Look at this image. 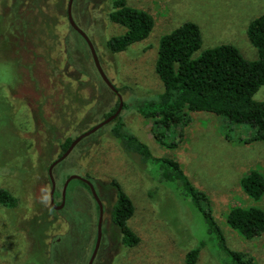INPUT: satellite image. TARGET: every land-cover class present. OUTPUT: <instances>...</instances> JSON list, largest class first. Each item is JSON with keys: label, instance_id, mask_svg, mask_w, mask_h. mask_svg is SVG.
<instances>
[{"label": "rangeland", "instance_id": "374dc122", "mask_svg": "<svg viewBox=\"0 0 264 264\" xmlns=\"http://www.w3.org/2000/svg\"><path fill=\"white\" fill-rule=\"evenodd\" d=\"M124 1L127 7L148 13L154 25L143 41L119 53L106 46L110 38L126 31L110 21V0H74L72 17L121 98L124 109L119 119L125 131L144 143L153 157L180 165L190 185L210 203H202V209L210 212L230 251L264 264V233L245 239L226 223L231 207L264 212V194L254 200L240 187L249 171L264 177V141L246 142L252 134L246 125L230 124L211 113L187 112L189 122L166 132L161 145L153 135L160 131L154 119L142 114L154 109L153 102L163 92L155 72L161 38L191 22L202 36L201 48L192 58L230 45L246 60L256 61L247 29L264 14V0ZM67 3L0 0V189L17 202L13 208L0 206V264H88L93 254L95 201L72 180L63 207L55 209L49 200L48 168L63 154L65 139L99 124L104 109L118 98L103 85L90 52L72 32ZM253 100L264 101V86ZM107 127L82 140L53 170L57 207L72 175L89 180L101 198L102 239L92 264H185L186 253L201 242L205 245L196 264H220L226 255L193 200L183 196L179 184L162 181L156 163L143 164L137 154L126 151ZM113 181L134 207L127 222L138 240L132 247L120 245L110 222Z\"/></svg>", "mask_w": 264, "mask_h": 264}, {"label": "trees", "instance_id": "16d2710c", "mask_svg": "<svg viewBox=\"0 0 264 264\" xmlns=\"http://www.w3.org/2000/svg\"><path fill=\"white\" fill-rule=\"evenodd\" d=\"M110 1L113 6L109 14L110 21L124 27L126 31L120 37L110 38L106 46L110 52L119 53L143 41L153 29L154 21L148 13L127 7L124 0ZM72 32L87 47L84 40L75 31ZM247 36L257 51L256 61L246 60L238 49L230 45L204 50L200 56L192 58L201 48L202 36L199 27L191 22L182 24L161 38L155 72L163 85V92L153 102L154 109L142 113L145 118L154 119V125L160 131L153 135L159 144H163L166 132L182 122H189L187 112L211 113L226 119L230 124L246 125L252 131L246 142L264 141V101L253 100L264 86V14L250 22ZM93 67L95 69L94 64ZM118 106L119 101H116L113 107L104 109L102 119L113 115ZM119 118L120 115L107 125L108 132L122 142L126 151L137 154L143 164L148 161L156 163L161 180L179 184L183 196L193 200L203 213L209 234L215 235L219 248L226 255L220 264H256L253 259L226 247L214 218L209 211L202 209L203 204L209 206L210 203L190 185L180 165L171 159L153 157L144 143L125 131L126 126ZM72 140L68 137L61 144L63 153ZM77 181L89 192L86 184ZM110 185L115 195L110 209L111 225L117 230L120 245L132 247L138 242L127 226L134 214L133 204L116 182ZM240 187L247 196L259 200L264 194V177L258 171H249L240 180ZM16 204L15 198L7 190L0 189V206L13 208ZM226 223L241 237L251 239L264 233V212L254 207H231L226 215ZM204 245L201 242L198 248L187 252L185 264H196L200 248Z\"/></svg>", "mask_w": 264, "mask_h": 264}, {"label": "water", "instance_id": "95a60500", "mask_svg": "<svg viewBox=\"0 0 264 264\" xmlns=\"http://www.w3.org/2000/svg\"><path fill=\"white\" fill-rule=\"evenodd\" d=\"M73 1L74 0H68V3H67V10H66V14H67V21H68V24L70 26V28L75 31L83 40L84 42L86 43L88 49H89V52H90V55H91V58H92V61H93V64L95 66V69L97 71V73L99 74L101 80L103 81V83L106 85V87L111 91L113 92L117 98H118V101H119V106L116 110V112L109 116L108 118L102 120L99 124L93 126L92 128H90L89 130L83 132L82 134H79L76 138H74L71 142V144L69 145V147L66 149V151L59 157L57 158L51 165L50 167L48 168V178H49V181H50V184H51V189H50V192H49V200H50V204L55 208V209H61L64 205V200H65V194H66V190H67V187H68V184L72 181V180H80L82 181L84 184H86L89 188V191L91 193V196L93 197L97 207H98V222H97V235H96V242H95V247H94V250H93V254L88 262V264H92L93 263V260L96 256V253H97V250L100 246V242H101V239H102V221H103V215H104V207H103V204L94 188V185L87 179H83L81 177H78L76 175H72L70 176L64 183V186H63V190H62V202L60 204V206H56L54 204V193H55V180H54V177H53V169L56 165H58L59 163H61L63 160H65L71 153L72 151L76 148V146L82 141L84 140L85 138L91 136L92 134H94L95 132H97L98 130H100L102 127L110 124L112 121H114L119 115H120V112L122 110V107H123V104H122V101H121V98L118 96V93H117V90L115 89V87L110 83V81L108 80V78L106 77V75L104 74L102 68H101V65H100V62H99V59H98V56L95 52V49H94V46L93 44L91 43V41L89 40V38L87 37V35H85V33L75 24L74 20H73V17H72V5H73Z\"/></svg>", "mask_w": 264, "mask_h": 264}, {"label": "flooded vegetation", "instance_id": "af4514ba", "mask_svg": "<svg viewBox=\"0 0 264 264\" xmlns=\"http://www.w3.org/2000/svg\"><path fill=\"white\" fill-rule=\"evenodd\" d=\"M64 161V160H63ZM62 161V162H63ZM59 165V164H58ZM57 166V165H56ZM55 166V167H56ZM54 167V168H55ZM54 170V169H53ZM54 177V176H53ZM88 187V186H87ZM94 188H95V186H94ZM96 190V189H95ZM89 193H90V191H89ZM90 195H91V193H90ZM61 198V197H60ZM93 198V197H92ZM94 200V199H93ZM101 200V199H100ZM61 202H62V198L60 199V203H58L57 205H60L61 204ZM64 202H65V200H64ZM96 204V203H95ZM96 207H97V205H96ZM97 222H98V207H97ZM102 224H103V221H102ZM96 235H97V223H96ZM87 242H88V239L86 240ZM95 242H96V239H95ZM64 254H66L67 253V250H68V247H69V239H67V241L65 242V240H64ZM94 247H95V243H94ZM94 247H93V250H94ZM89 262V261H88Z\"/></svg>", "mask_w": 264, "mask_h": 264}]
</instances>
